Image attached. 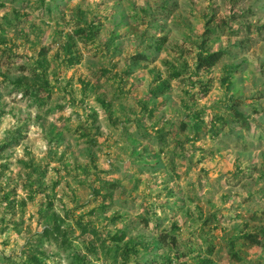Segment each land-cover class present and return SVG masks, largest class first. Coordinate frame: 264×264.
Returning <instances> with one entry per match:
<instances>
[{"label": "rangeland", "instance_id": "rangeland-1", "mask_svg": "<svg viewBox=\"0 0 264 264\" xmlns=\"http://www.w3.org/2000/svg\"><path fill=\"white\" fill-rule=\"evenodd\" d=\"M215 52L222 61L198 70L199 55ZM158 78L168 88L155 97ZM7 143L0 264H76V254L86 264H150L183 226L175 219L145 237L153 194L221 240L244 217L245 231L208 245L200 264H236L230 254L240 248L257 254L244 236L264 228V0H0ZM203 177L227 187L209 199ZM190 185L195 197L185 195ZM125 209H135L132 219ZM86 225L97 235H81ZM55 227L58 241L42 236ZM155 259L187 264L184 254Z\"/></svg>", "mask_w": 264, "mask_h": 264}, {"label": "clouds", "instance_id": "clouds-1", "mask_svg": "<svg viewBox=\"0 0 264 264\" xmlns=\"http://www.w3.org/2000/svg\"><path fill=\"white\" fill-rule=\"evenodd\" d=\"M203 179L206 181V186L210 189L208 192V198L211 199L216 195V191L219 188L227 187L224 184V180H228L229 177H224V180L220 181L219 184H217L214 179H209L207 177H203ZM173 183H175V181H173ZM262 183H264V181H262ZM194 187V185H190L186 189L185 195L195 197L197 193L193 191ZM199 195L202 196L203 193H199ZM149 203L151 204V207H149ZM259 207L264 211V199L259 200ZM211 210L215 211V208L212 207ZM124 211L129 212L127 219H132L135 215V209H131V211L125 209ZM145 211L147 212V218L150 221L149 227L143 229L144 235L147 239L151 240L162 236L169 228L170 221L181 219L183 224L181 231L172 232L170 237L167 238L170 240L167 247L162 248L159 252H156L155 250L150 252L148 256L150 264H160L159 260L155 259V257L159 255H164L171 259L175 255L180 254L186 256L187 264H200V260L207 255L205 250L208 245L223 244L227 239L236 235L237 232L242 233L245 231L242 226V220L244 217L242 216L241 219L233 217L230 221L231 227L224 230L227 233L225 240H221L219 236H215L207 230L202 231L195 215H193L191 219H188L187 217H184L183 213H181L175 206H173L171 212L167 208L161 207V202L155 199L154 194L145 199ZM232 211L234 213H242L244 209L243 207H234ZM248 211H256V208H249ZM184 221H187V223H183ZM157 224L160 225L159 228L156 227ZM249 241L253 242L255 247L260 251L255 255L249 256L244 248H240L239 253L234 257L236 264H264V235H255L254 237L249 236ZM171 264H177V261L172 259Z\"/></svg>", "mask_w": 264, "mask_h": 264}, {"label": "trees", "instance_id": "trees-1", "mask_svg": "<svg viewBox=\"0 0 264 264\" xmlns=\"http://www.w3.org/2000/svg\"><path fill=\"white\" fill-rule=\"evenodd\" d=\"M45 0H42V2H44ZM224 52H215V53H208L206 55H199V58H198V65H197V69L198 70H203V71H207L209 69H212L214 67L217 66V64L220 63V61H222V59L224 58ZM41 60L39 62V67L43 68L45 67V64H46V60H45V56H46V52H42L41 53ZM139 58L141 60H146L145 56H139ZM139 61V60H138ZM76 64H79L78 62V59L77 58H70V65H76ZM181 76V73L179 71H172L171 74H170V78L171 79H178L179 77ZM160 78H158L159 80ZM20 85V84H19ZM168 88V84L166 82H161V80H159V84L156 88L155 91H153V94L155 97H157L158 95H163L164 92L166 91V89ZM45 89V88H43ZM46 90V89H45ZM235 121L237 122H240V124L246 128V129H249V123L247 122L246 119H244V116L242 114H240L239 112H235ZM217 120L219 122H221L222 119L220 118H217ZM195 130H196V133H199L200 130H201V126L199 125H195ZM12 145L11 144H5L4 146H0V151H4L6 149H8L9 147H11ZM80 230H81V235H86L88 234L89 232H91L92 234L94 235H97V232L92 230L90 228V226H81L80 227ZM50 235V237H52L53 239L57 240L59 239V236H61L60 234V229L59 227H55L53 229L51 228H47L44 230L42 236L43 237H48ZM255 235H264V228H262L259 232H252V233H248L244 236V238L248 241V243H250L251 245H255L253 242L249 241V236H255ZM115 240L117 241H121L122 240V236L121 237H116ZM64 244L66 243V240H63ZM89 250H95V247H96V243L94 242H91L89 244ZM129 252V248L126 247L125 249V254L128 255ZM233 258L235 257L236 253L235 252H231L230 254ZM74 263L76 264H86V261H85V257L80 255V254H76L75 255V258H74ZM29 264H36V261L35 259L33 258H30L29 259ZM38 264H41L40 262H37Z\"/></svg>", "mask_w": 264, "mask_h": 264}]
</instances>
